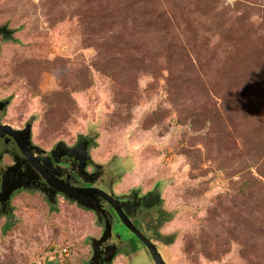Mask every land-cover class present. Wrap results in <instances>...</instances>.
I'll list each match as a JSON object with an SVG mask.
<instances>
[{
  "label": "rangeland",
  "instance_id": "1",
  "mask_svg": "<svg viewBox=\"0 0 264 264\" xmlns=\"http://www.w3.org/2000/svg\"><path fill=\"white\" fill-rule=\"evenodd\" d=\"M0 25L8 123L131 155L117 188L161 185L174 264H264V0H0ZM10 206L0 264H83L89 213Z\"/></svg>",
  "mask_w": 264,
  "mask_h": 264
},
{
  "label": "flooded vegetation",
  "instance_id": "2",
  "mask_svg": "<svg viewBox=\"0 0 264 264\" xmlns=\"http://www.w3.org/2000/svg\"><path fill=\"white\" fill-rule=\"evenodd\" d=\"M3 26L11 30L0 25V51L12 38L11 34L3 36ZM9 106V98L0 96V195L13 187L0 201V217L6 223L14 221L10 206L13 195L36 193L51 206L66 202L91 215L95 233L86 241L88 252L83 264H174L168 250L169 235L161 232L166 216L161 185L117 188L122 175L134 168H124L131 155L125 160L115 155L95 161L87 134H80L72 143L60 140L42 147L32 140L29 123L19 127L6 121ZM80 140L84 142L82 148L75 149ZM147 243L152 249L148 250Z\"/></svg>",
  "mask_w": 264,
  "mask_h": 264
},
{
  "label": "water",
  "instance_id": "3",
  "mask_svg": "<svg viewBox=\"0 0 264 264\" xmlns=\"http://www.w3.org/2000/svg\"><path fill=\"white\" fill-rule=\"evenodd\" d=\"M3 29H6V27L5 26H3ZM11 33H13V31L12 30H7L6 29V32L5 33H3V36L5 37L6 35H10ZM83 140V139H82ZM83 144H84V142L83 143H81V140L80 141H78V144H77V146L75 147V149H77L79 146H80V148H82V146H83ZM74 150V149H73ZM61 188H63V189H66V190H68V188H66V187H61ZM13 190V187L12 188H5L4 189V191L1 193V195H0V201H4L8 196H9V193H10V191H12ZM90 190H93V189H90ZM105 195V194H104ZM106 196V195H105ZM107 197V196H106ZM92 243V242H91ZM151 244L149 245V243H147V248H148V250H150V249H152L151 248ZM153 247V246H152ZM154 253H155V251H154ZM155 255H156V253H155Z\"/></svg>",
  "mask_w": 264,
  "mask_h": 264
},
{
  "label": "trees",
  "instance_id": "4",
  "mask_svg": "<svg viewBox=\"0 0 264 264\" xmlns=\"http://www.w3.org/2000/svg\"><path fill=\"white\" fill-rule=\"evenodd\" d=\"M93 145H94V144H93ZM115 157H116L115 155L112 156V158H115ZM133 166H134V164L132 165V167H133ZM127 170H130V169H127ZM167 220H169V215H168V213H166V216H165L164 222L167 221ZM167 242H168V243H171V236H168V237H167Z\"/></svg>",
  "mask_w": 264,
  "mask_h": 264
},
{
  "label": "built area",
  "instance_id": "5",
  "mask_svg": "<svg viewBox=\"0 0 264 264\" xmlns=\"http://www.w3.org/2000/svg\"><path fill=\"white\" fill-rule=\"evenodd\" d=\"M60 251L62 254H67V248L66 247H62Z\"/></svg>",
  "mask_w": 264,
  "mask_h": 264
}]
</instances>
